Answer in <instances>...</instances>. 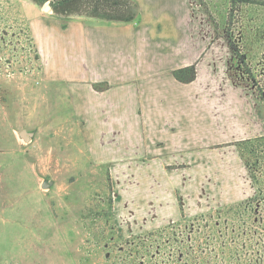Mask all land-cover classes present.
I'll list each match as a JSON object with an SVG mask.
<instances>
[{
	"label": "rangeland",
	"instance_id": "1",
	"mask_svg": "<svg viewBox=\"0 0 264 264\" xmlns=\"http://www.w3.org/2000/svg\"><path fill=\"white\" fill-rule=\"evenodd\" d=\"M194 3L233 45L260 133L162 168L93 159L29 27L128 20L134 0H0V264H264V0Z\"/></svg>",
	"mask_w": 264,
	"mask_h": 264
},
{
	"label": "crops",
	"instance_id": "2",
	"mask_svg": "<svg viewBox=\"0 0 264 264\" xmlns=\"http://www.w3.org/2000/svg\"><path fill=\"white\" fill-rule=\"evenodd\" d=\"M134 3L128 20L29 22L44 78L65 88L93 159L163 168L258 136V97L232 77L228 44L194 0ZM190 65L195 77L176 79Z\"/></svg>",
	"mask_w": 264,
	"mask_h": 264
},
{
	"label": "trees",
	"instance_id": "3",
	"mask_svg": "<svg viewBox=\"0 0 264 264\" xmlns=\"http://www.w3.org/2000/svg\"><path fill=\"white\" fill-rule=\"evenodd\" d=\"M229 49L230 50L232 49L233 52L235 53V51H234L235 49H234L233 45L230 44ZM173 74L176 77V79H178L180 81L188 82L195 77L194 65L178 68V69L173 71ZM96 87L100 88V86H96Z\"/></svg>",
	"mask_w": 264,
	"mask_h": 264
},
{
	"label": "water",
	"instance_id": "4",
	"mask_svg": "<svg viewBox=\"0 0 264 264\" xmlns=\"http://www.w3.org/2000/svg\"><path fill=\"white\" fill-rule=\"evenodd\" d=\"M20 134L25 138V139H28L29 138V135L31 134L30 132H26V130H21L20 131ZM52 183V181H43L41 183V187H49V185Z\"/></svg>",
	"mask_w": 264,
	"mask_h": 264
}]
</instances>
